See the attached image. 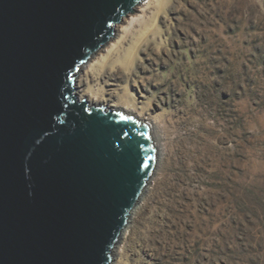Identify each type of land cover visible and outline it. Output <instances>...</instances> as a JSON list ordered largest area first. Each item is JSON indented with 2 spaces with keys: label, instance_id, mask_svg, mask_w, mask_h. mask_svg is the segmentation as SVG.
I'll return each instance as SVG.
<instances>
[{
  "label": "rangeland",
  "instance_id": "374dc122",
  "mask_svg": "<svg viewBox=\"0 0 264 264\" xmlns=\"http://www.w3.org/2000/svg\"><path fill=\"white\" fill-rule=\"evenodd\" d=\"M76 87L158 150L114 264H264V0H145Z\"/></svg>",
  "mask_w": 264,
  "mask_h": 264
},
{
  "label": "water",
  "instance_id": "95a60500",
  "mask_svg": "<svg viewBox=\"0 0 264 264\" xmlns=\"http://www.w3.org/2000/svg\"><path fill=\"white\" fill-rule=\"evenodd\" d=\"M143 2L0 0V264H112L158 150L76 82Z\"/></svg>",
  "mask_w": 264,
  "mask_h": 264
},
{
  "label": "bare ground",
  "instance_id": "6f19581e",
  "mask_svg": "<svg viewBox=\"0 0 264 264\" xmlns=\"http://www.w3.org/2000/svg\"><path fill=\"white\" fill-rule=\"evenodd\" d=\"M149 2H150V0H148ZM81 74V70L78 72V76ZM139 202V201H138ZM138 204V203H137ZM137 204L135 205V207L137 206ZM134 207V208H135ZM129 219V218H128ZM127 226L125 227V229L123 230V232H122V234H124L126 231H127ZM122 234L120 235V238L119 239H121V236H122ZM116 248V247H115ZM115 251V249L113 250V252ZM112 252V253H113ZM114 262H115V259H113V261H112V264H114Z\"/></svg>",
  "mask_w": 264,
  "mask_h": 264
}]
</instances>
